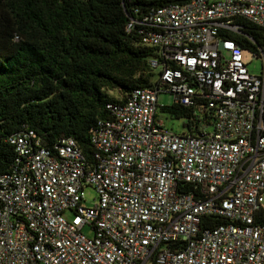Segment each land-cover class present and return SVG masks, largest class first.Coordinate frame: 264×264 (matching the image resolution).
Instances as JSON below:
<instances>
[{"label": "built area", "instance_id": "obj_1", "mask_svg": "<svg viewBox=\"0 0 264 264\" xmlns=\"http://www.w3.org/2000/svg\"><path fill=\"white\" fill-rule=\"evenodd\" d=\"M144 1L157 4L127 31L139 26L154 50L156 82L107 105L92 162L71 138L47 148L32 130L8 137L16 158L0 173V264H264V47L257 55L221 35L245 19L264 41V0ZM242 51L261 61L258 75ZM162 92L184 106L208 100L210 130L164 128Z\"/></svg>", "mask_w": 264, "mask_h": 264}, {"label": "trees", "instance_id": "obj_2", "mask_svg": "<svg viewBox=\"0 0 264 264\" xmlns=\"http://www.w3.org/2000/svg\"><path fill=\"white\" fill-rule=\"evenodd\" d=\"M156 4L0 0V173L14 169L16 153L8 137L25 129L47 148L71 138L92 162L96 151L90 137L97 122L109 118L107 105L123 103L134 89L156 82L158 74L149 66L154 50L141 44L139 26L127 31L132 20ZM237 21L242 31L222 37L258 55L264 47L262 29L245 19ZM158 112L182 119L183 136L196 137L214 122L206 99L191 106L157 105ZM204 220L225 224L222 218Z\"/></svg>", "mask_w": 264, "mask_h": 264}, {"label": "rangeland", "instance_id": "obj_3", "mask_svg": "<svg viewBox=\"0 0 264 264\" xmlns=\"http://www.w3.org/2000/svg\"><path fill=\"white\" fill-rule=\"evenodd\" d=\"M243 62L245 63L248 71L253 75H258L261 69V61L258 59L252 58V54L249 51H242ZM173 102L172 96L168 93H159L157 96V105L165 106L170 105ZM158 119L162 122L163 127L170 130L173 133L179 134L183 132L182 128V119L170 118L165 113L158 112ZM210 130V127L207 128ZM85 195V205L91 206L93 204V199L95 198V192L91 187L84 188ZM88 232V229H85Z\"/></svg>", "mask_w": 264, "mask_h": 264}]
</instances>
